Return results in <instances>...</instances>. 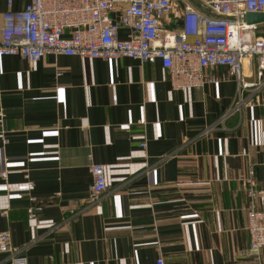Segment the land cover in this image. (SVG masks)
<instances>
[{"label":"crops","instance_id":"obj_1","mask_svg":"<svg viewBox=\"0 0 264 264\" xmlns=\"http://www.w3.org/2000/svg\"><path fill=\"white\" fill-rule=\"evenodd\" d=\"M183 1L213 15L198 0H174L165 29L178 25ZM7 9L0 0V38ZM258 72L243 63L241 81H263ZM236 89L227 76L174 90L158 61L124 56H0V230L28 264H264V248L259 261L247 250L243 180L253 166L264 189V86L221 119ZM92 162L105 166L97 196ZM28 195L41 206L32 218ZM0 264H11L7 254Z\"/></svg>","mask_w":264,"mask_h":264},{"label":"built area","instance_id":"obj_2","mask_svg":"<svg viewBox=\"0 0 264 264\" xmlns=\"http://www.w3.org/2000/svg\"><path fill=\"white\" fill-rule=\"evenodd\" d=\"M212 12L202 13L188 2H182L178 25L165 29L163 19L172 12L174 0H28L23 9L10 8L3 14L0 56L13 54L34 63L50 54L76 55L81 59H117L121 56L153 63L166 69L174 90L199 88L205 82L217 83L233 76L237 89L232 105L222 114L226 118L243 105L253 104L260 82L241 81L243 63L258 65L259 79L264 70V34L255 33L256 25L247 23L245 12H264V0H198ZM115 13V15H114ZM125 29L126 37L118 32ZM215 66L228 68V75L214 77L203 70ZM250 89L252 97H242ZM246 99V100H245ZM7 142V139L4 140ZM145 142L141 143L144 146ZM91 195L107 189L105 166L91 163ZM255 170L249 166L245 177L247 204L246 230L248 253L259 261L264 248V189L258 188ZM6 177V171L1 172ZM27 177V175L25 176ZM28 188L33 182L28 181ZM27 207L32 218L41 208L32 195ZM0 253L7 254L11 264H28L25 255L10 243V234L0 230ZM156 264H164L161 256Z\"/></svg>","mask_w":264,"mask_h":264},{"label":"water","instance_id":"obj_3","mask_svg":"<svg viewBox=\"0 0 264 264\" xmlns=\"http://www.w3.org/2000/svg\"><path fill=\"white\" fill-rule=\"evenodd\" d=\"M244 21L247 23H253V24H258L261 22H264V12H245V14L242 16Z\"/></svg>","mask_w":264,"mask_h":264},{"label":"rangeland","instance_id":"obj_4","mask_svg":"<svg viewBox=\"0 0 264 264\" xmlns=\"http://www.w3.org/2000/svg\"><path fill=\"white\" fill-rule=\"evenodd\" d=\"M245 192H246V190H245ZM244 208H245V206H244ZM246 211V210H245Z\"/></svg>","mask_w":264,"mask_h":264}]
</instances>
